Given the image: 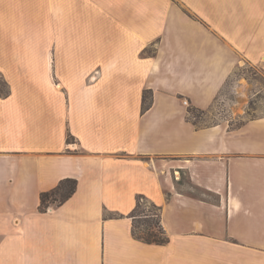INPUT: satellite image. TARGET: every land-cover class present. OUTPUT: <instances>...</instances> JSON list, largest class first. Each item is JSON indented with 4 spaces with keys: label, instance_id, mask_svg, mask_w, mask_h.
Returning a JSON list of instances; mask_svg holds the SVG:
<instances>
[{
    "label": "crops",
    "instance_id": "1",
    "mask_svg": "<svg viewBox=\"0 0 264 264\" xmlns=\"http://www.w3.org/2000/svg\"><path fill=\"white\" fill-rule=\"evenodd\" d=\"M244 68L264 0H0V264H264V87L236 84L239 128L188 118ZM139 196L168 243L133 235Z\"/></svg>",
    "mask_w": 264,
    "mask_h": 264
},
{
    "label": "trees",
    "instance_id": "2",
    "mask_svg": "<svg viewBox=\"0 0 264 264\" xmlns=\"http://www.w3.org/2000/svg\"><path fill=\"white\" fill-rule=\"evenodd\" d=\"M0 92L4 93V84L0 83ZM152 93H144V110L150 108ZM198 109L190 108L189 115ZM199 111V110H198ZM189 118V116H188ZM190 120V118H189ZM191 121V120H190ZM196 124V123H194ZM78 181L73 178L63 179L54 189L43 192L40 196V212H47L50 207H59L68 201L77 190ZM161 208L143 196L138 197L137 206L131 213L133 235L148 244L164 245L169 238L161 223Z\"/></svg>",
    "mask_w": 264,
    "mask_h": 264
},
{
    "label": "rangeland",
    "instance_id": "3",
    "mask_svg": "<svg viewBox=\"0 0 264 264\" xmlns=\"http://www.w3.org/2000/svg\"><path fill=\"white\" fill-rule=\"evenodd\" d=\"M239 80L242 84H245L249 90H252L253 94V91L257 90L259 87H264V76L258 71L253 68L240 69L228 82L223 97L216 101L215 105L209 110L192 111L189 115L190 120L193 123H196L198 127H208L220 122H228V119L230 120V116L233 112L237 114L241 110H231L230 108L235 101L234 88L236 84H239ZM256 109L257 111L264 112V92L253 98L252 109H250L249 113L253 116L257 115L258 112L255 111ZM242 124L243 120L233 119L229 125L232 128H239ZM72 142L73 141L70 140V143Z\"/></svg>",
    "mask_w": 264,
    "mask_h": 264
},
{
    "label": "built area",
    "instance_id": "4",
    "mask_svg": "<svg viewBox=\"0 0 264 264\" xmlns=\"http://www.w3.org/2000/svg\"><path fill=\"white\" fill-rule=\"evenodd\" d=\"M184 104H185L186 106H189V105H190L188 100H184Z\"/></svg>",
    "mask_w": 264,
    "mask_h": 264
}]
</instances>
